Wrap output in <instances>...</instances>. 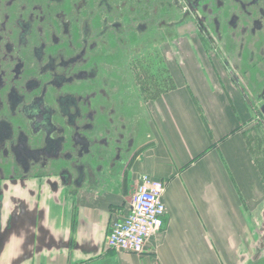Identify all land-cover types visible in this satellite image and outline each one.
I'll return each mask as SVG.
<instances>
[{
    "label": "flooded vegetation",
    "instance_id": "1",
    "mask_svg": "<svg viewBox=\"0 0 264 264\" xmlns=\"http://www.w3.org/2000/svg\"><path fill=\"white\" fill-rule=\"evenodd\" d=\"M185 38L241 89L264 151V0H0V264L31 180L127 181L139 104L174 85Z\"/></svg>",
    "mask_w": 264,
    "mask_h": 264
},
{
    "label": "crops",
    "instance_id": "2",
    "mask_svg": "<svg viewBox=\"0 0 264 264\" xmlns=\"http://www.w3.org/2000/svg\"><path fill=\"white\" fill-rule=\"evenodd\" d=\"M181 42L174 85L139 104L127 181L120 165L71 195L44 184L40 194L31 180L29 220L20 224L29 229L11 238L2 264H264V158L252 107L220 65ZM144 174L166 182L162 228L142 254L109 248V228Z\"/></svg>",
    "mask_w": 264,
    "mask_h": 264
},
{
    "label": "built area",
    "instance_id": "3",
    "mask_svg": "<svg viewBox=\"0 0 264 264\" xmlns=\"http://www.w3.org/2000/svg\"><path fill=\"white\" fill-rule=\"evenodd\" d=\"M166 182L144 174L139 177L128 212L115 220L107 235L109 248L142 254L147 241L162 228L167 208L163 200Z\"/></svg>",
    "mask_w": 264,
    "mask_h": 264
},
{
    "label": "rangeland",
    "instance_id": "4",
    "mask_svg": "<svg viewBox=\"0 0 264 264\" xmlns=\"http://www.w3.org/2000/svg\"><path fill=\"white\" fill-rule=\"evenodd\" d=\"M185 42V41H184ZM194 42V41H193ZM193 42L191 41V43H190V45H191V49H193V50H197V51H204L203 49H202V46H201V44H199V42L198 41H196V42H194V44H196V46H193ZM185 46L187 47V45H186V43H185ZM165 86H167V84L165 83L164 84ZM250 122H253L252 124H253V129H254V131L252 132V136H253V141H254V146L257 148V139L259 138V137H262V133L257 129V127H255L254 125H255V121H254V112H252V119L251 120H249ZM264 140V139H263ZM258 149V151H259V158L260 159H262L261 160V162L263 161V158H264V151L263 150H261L259 147L257 148Z\"/></svg>",
    "mask_w": 264,
    "mask_h": 264
}]
</instances>
